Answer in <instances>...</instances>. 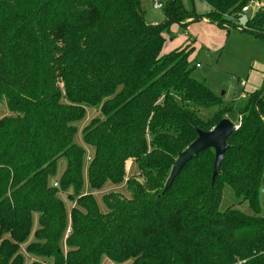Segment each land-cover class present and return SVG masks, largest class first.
I'll list each match as a JSON object with an SVG mask.
<instances>
[{
	"label": "trees",
	"instance_id": "trees-1",
	"mask_svg": "<svg viewBox=\"0 0 264 264\" xmlns=\"http://www.w3.org/2000/svg\"><path fill=\"white\" fill-rule=\"evenodd\" d=\"M199 1L204 17L169 0L152 25L141 0H0V264H264V79L215 180L207 149L162 194L195 130L230 114L199 116L220 99L191 52L162 54L170 28L205 19L264 40V0ZM225 186L249 214L219 209Z\"/></svg>",
	"mask_w": 264,
	"mask_h": 264
},
{
	"label": "rangeland",
	"instance_id": "rangeland-1",
	"mask_svg": "<svg viewBox=\"0 0 264 264\" xmlns=\"http://www.w3.org/2000/svg\"><path fill=\"white\" fill-rule=\"evenodd\" d=\"M141 1L149 21L151 19H155L158 22L161 21L157 24H162L165 21L163 10L159 12L152 11L150 4L156 1L165 6L169 0ZM180 1L188 12H192L197 16L204 17L209 12L208 7L199 0ZM246 14L251 15V13ZM172 30L175 38L170 41L168 37H165L162 54H169L174 50H177L179 53L191 52L187 59L189 66L193 68L191 76L204 83L212 94L220 99V106L201 108L199 116L203 120H210L216 112L229 106V116L228 114L224 115L222 119L227 118L233 124L238 123V112L242 108L246 96L260 89L264 79V40L234 30L227 33L222 27L209 25L205 19L191 22L183 28L179 25H174ZM195 65H199L200 67L195 68ZM240 82L245 83L243 89L236 86ZM8 114L4 104L0 105V119ZM98 115L96 110H86L85 119L77 125L75 142L78 145L82 146L81 133L83 129L92 118ZM129 164H127L128 167ZM59 165L61 166L58 172H62L64 167L63 162L60 161ZM95 197H97L100 203L99 195L95 194ZM60 198L65 202L66 209L69 211L72 203L65 198V195H60ZM238 203L239 200L234 196L232 190L228 186H225L219 209L223 211L229 207H234L249 214L247 205L245 203L238 205ZM260 206L264 215V184L260 188ZM100 207L103 210L101 203ZM35 218L36 215L34 216V229L36 228ZM102 264H112V262L105 258Z\"/></svg>",
	"mask_w": 264,
	"mask_h": 264
},
{
	"label": "water",
	"instance_id": "water-1",
	"mask_svg": "<svg viewBox=\"0 0 264 264\" xmlns=\"http://www.w3.org/2000/svg\"><path fill=\"white\" fill-rule=\"evenodd\" d=\"M238 129L229 119H221L209 131L204 132L196 129L197 137L182 152H180L172 165L169 177L165 183L162 194L166 193L182 169L200 153L207 149L214 152L211 181L213 182L220 172V166L227 151V139ZM264 184V180H263Z\"/></svg>",
	"mask_w": 264,
	"mask_h": 264
},
{
	"label": "built area",
	"instance_id": "built-area-1",
	"mask_svg": "<svg viewBox=\"0 0 264 264\" xmlns=\"http://www.w3.org/2000/svg\"><path fill=\"white\" fill-rule=\"evenodd\" d=\"M152 6H153V9L154 10H161L162 9V5L161 4H159L158 2H156V1H153L152 2ZM263 5H259V4H257V3H251L249 6H247V7H245V8H243L242 9V13L243 14H246L249 10H253V11H256V10H258L259 8H261ZM156 25V24H155ZM178 36V35H177ZM196 68H199L200 66L199 65H196L195 66ZM236 86L238 87V88H244L245 87V83L244 82H240L239 84H236ZM69 231V230H68ZM68 231H67V233H68Z\"/></svg>",
	"mask_w": 264,
	"mask_h": 264
},
{
	"label": "crops",
	"instance_id": "crops-1",
	"mask_svg": "<svg viewBox=\"0 0 264 264\" xmlns=\"http://www.w3.org/2000/svg\"><path fill=\"white\" fill-rule=\"evenodd\" d=\"M159 3V2H158ZM160 4V3H159ZM162 5V4H161ZM163 8H164V5H162V9L161 10H163ZM150 9L152 10V11H155V12H159L160 10H154L153 9V6H152V3L150 4ZM147 16V15H146ZM147 20H148V18H147ZM148 22L150 23V24H152V25H157V23H160V22H158L157 20H155V19H151L150 21L148 20ZM173 27H174V25L170 28V30H171V32L173 31L172 29H173ZM173 33V32H172ZM179 36V35H178ZM166 37V36H165ZM188 39V38H187ZM236 125V124H235Z\"/></svg>",
	"mask_w": 264,
	"mask_h": 264
}]
</instances>
